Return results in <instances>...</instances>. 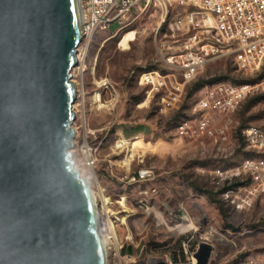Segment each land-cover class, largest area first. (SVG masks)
I'll return each instance as SVG.
<instances>
[{
  "label": "rangeland",
  "instance_id": "obj_1",
  "mask_svg": "<svg viewBox=\"0 0 264 264\" xmlns=\"http://www.w3.org/2000/svg\"><path fill=\"white\" fill-rule=\"evenodd\" d=\"M172 15L140 0L121 24L95 34L83 64L75 71L76 93L80 90L73 107L75 140L81 144L86 138L99 159L95 173L81 164L78 168L96 196L107 198L99 208L104 220L102 236L110 230L115 234L121 255L130 258L128 264H175V257L182 263H196L193 252L202 242L213 246L208 264H240L248 256L264 264V195L236 209L226 199L227 193L230 198L237 193L244 196L249 181L219 179L214 174L219 167L228 169L259 155L246 148L238 130L264 128V92L248 96L232 116L231 126L225 128L231 142L224 149H219L214 132L218 126L224 129L221 115L214 113L205 131L195 124L191 106L200 90L192 89L196 82L217 78L233 83L254 81L236 69L232 55L209 62L186 85L181 105L161 111L156 96L138 84L137 76L165 67L162 56L173 44L165 36ZM129 32L134 40L123 49L120 40ZM183 117L194 119L187 137L177 131ZM138 140L143 144L134 147ZM141 169L152 170L153 177L130 182ZM187 237L192 242L184 255L181 242Z\"/></svg>",
  "mask_w": 264,
  "mask_h": 264
},
{
  "label": "water",
  "instance_id": "obj_2",
  "mask_svg": "<svg viewBox=\"0 0 264 264\" xmlns=\"http://www.w3.org/2000/svg\"><path fill=\"white\" fill-rule=\"evenodd\" d=\"M82 40L77 0H0V264H108L73 154Z\"/></svg>",
  "mask_w": 264,
  "mask_h": 264
},
{
  "label": "built area",
  "instance_id": "obj_3",
  "mask_svg": "<svg viewBox=\"0 0 264 264\" xmlns=\"http://www.w3.org/2000/svg\"><path fill=\"white\" fill-rule=\"evenodd\" d=\"M139 1L78 0L83 40L78 47L80 59L78 66L72 70L73 78L76 77V69L83 64L85 52L95 34L99 31H108L114 23L121 24ZM145 1L163 8L166 16L173 14L165 34L173 39V44L168 47L170 50L162 56L165 67L143 71L137 76L138 84L146 87L149 95L156 96L161 111L165 112L181 105L187 93L186 85L195 80L206 65L215 59L232 55L236 69L255 78L252 82L217 81L205 84L191 106L195 124L200 131H205L211 126L214 113L221 115L224 129L218 126L214 132L219 149H224V146L231 142L225 128L231 126L232 116L248 96L264 92V0ZM163 23H166L165 19ZM160 26L156 34L159 33ZM84 46L85 51L82 49ZM176 73H179V77ZM103 85L107 87V83ZM193 117H183L180 120L177 129L180 136L187 137L191 134ZM74 128L78 135L77 128ZM240 137L247 149L259 155L246 157L234 167L228 169L219 167L214 171L219 179L241 177L249 181L244 196L237 193L230 198L227 193L226 199H229L232 207L236 209L249 205L256 195H264V128L259 126L242 128ZM75 152H78L76 166L81 164L95 173L99 162L97 149L85 138L81 144L75 140L73 154ZM152 177V170L141 169L129 180L145 181ZM103 236H106L104 240L108 264H128L130 258L127 254L121 255V246H118L115 234L110 230L109 234ZM191 239L187 237L181 242L184 255L188 253ZM199 245L200 243L196 245L194 254ZM240 264H259V260L248 256Z\"/></svg>",
  "mask_w": 264,
  "mask_h": 264
},
{
  "label": "bare ground",
  "instance_id": "obj_4",
  "mask_svg": "<svg viewBox=\"0 0 264 264\" xmlns=\"http://www.w3.org/2000/svg\"><path fill=\"white\" fill-rule=\"evenodd\" d=\"M77 3H78V0H77ZM134 40V37H133V32H129L127 34H125L122 39L120 40V43H119V46L123 47V49H127L129 48V43ZM80 59V56H78V60ZM74 82V81H73ZM76 86V84H75ZM77 89V88H76ZM77 92V90H76ZM77 94V93H76ZM142 143V140H138L136 141L133 146L136 147V146H140ZM143 144V143H142ZM97 200H98V204H99V208H100V205L103 206V204L106 202L107 198L106 197H97ZM99 213H100V210H99ZM106 238V236L104 237V239Z\"/></svg>",
  "mask_w": 264,
  "mask_h": 264
},
{
  "label": "trees",
  "instance_id": "obj_5",
  "mask_svg": "<svg viewBox=\"0 0 264 264\" xmlns=\"http://www.w3.org/2000/svg\"><path fill=\"white\" fill-rule=\"evenodd\" d=\"M221 78H217V79H213V80H209V81H206V82H204V81H202V82H196L194 85H193V89L192 90H195V91H198V90H200L205 84H208V83H213V82H217V81H221L220 80ZM241 130V129H240ZM240 130H238V136L240 137ZM240 139H241V137H240ZM242 140V139H241ZM220 210L222 211L221 213H222V215L224 216V218H225V216H226V214L223 212V207H220ZM177 258L175 257V263H177V264H180V262L181 261H178V260H176Z\"/></svg>",
  "mask_w": 264,
  "mask_h": 264
}]
</instances>
